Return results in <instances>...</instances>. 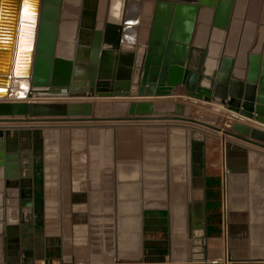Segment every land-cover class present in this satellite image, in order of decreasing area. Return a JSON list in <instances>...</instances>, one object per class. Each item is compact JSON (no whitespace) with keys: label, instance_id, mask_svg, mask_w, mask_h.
Instances as JSON below:
<instances>
[{"label":"water","instance_id":"water-1","mask_svg":"<svg viewBox=\"0 0 264 264\" xmlns=\"http://www.w3.org/2000/svg\"><path fill=\"white\" fill-rule=\"evenodd\" d=\"M24 1L37 21L28 100L14 101L6 84L17 64L14 34L21 29ZM261 1L0 0V93L9 90L0 94V123L189 121L191 108L183 103H116L108 109L122 118L107 119L92 117L94 105L82 102L171 98L183 86L185 94L176 97L215 104L231 119L264 126ZM60 97L69 102L53 100ZM227 127L216 130L264 149L263 131L240 123ZM35 128L0 129V222L6 199H27L22 207H33L32 184L20 180L33 176ZM203 195L196 190L193 196L201 201Z\"/></svg>","mask_w":264,"mask_h":264},{"label":"crops","instance_id":"crops-1","mask_svg":"<svg viewBox=\"0 0 264 264\" xmlns=\"http://www.w3.org/2000/svg\"><path fill=\"white\" fill-rule=\"evenodd\" d=\"M263 7L264 0L258 19ZM183 94L184 87L178 86L171 98ZM167 99L109 100L156 105ZM96 100L82 101L94 105L92 117L114 118L96 112ZM222 112L227 130V124L240 123L264 132L262 125ZM136 123L112 124L120 127L102 146L98 137L103 140L108 133L93 132L85 141L75 133L81 151L73 152L68 140L64 151H48L62 139L61 131L47 136L43 130L32 179L20 183L44 191V206L36 212L22 207L27 199L5 200L0 264H264V149L221 134L187 149V136L177 134L168 141L167 156L157 122ZM112 125L99 126L105 131ZM147 125L154 128L132 129ZM27 127L0 123L1 130L11 132ZM38 130H32V147ZM223 154L229 170L226 236L220 214ZM9 182L18 186V181ZM196 190L204 193L201 201L193 196ZM47 192L52 202L45 200ZM70 192L81 193L80 209L70 207Z\"/></svg>","mask_w":264,"mask_h":264},{"label":"rangeland","instance_id":"rangeland-1","mask_svg":"<svg viewBox=\"0 0 264 264\" xmlns=\"http://www.w3.org/2000/svg\"><path fill=\"white\" fill-rule=\"evenodd\" d=\"M178 93V92H177ZM182 93V92H181ZM179 93V94H181ZM184 95V94H183ZM181 96V95H180ZM176 97V96H175ZM186 99V102H181L183 101V99L181 98H170L167 100H160V101H166V102H171V101H175V102H180L183 103L187 106H189L191 108L190 111V116L188 117L189 121H153V122H157L155 124H158V128H161L162 132H163V139L166 140L164 143L166 144V155L168 156L170 149H169V144L168 141L170 140L172 135H176L177 134H185L187 136V141H188V147L190 146V143L192 142H209L211 140H213V136L216 134H221L224 137H228L226 135H224L221 131H217L218 130H222V131H226L227 128H224V125H226V121L227 119L225 118V116L223 115L224 113L222 112V107H219L215 104H210V103H205L202 100L199 99ZM57 101H64V102H69L68 100H57ZM83 101V100H82ZM95 102V109L96 112H98L101 115H107V116H111L115 118H121L122 116H115V115H111L110 114V110L108 108L111 107V105L119 103V104H123V101L120 100H109V99H99L94 101ZM100 105H105V107L107 108L106 110H100L99 106ZM225 109V108H223ZM231 113V112H230ZM232 114V113H231ZM112 125V124H116V125H120V124H138L134 121L132 122H96V123H71V122H50V123H38V124H24L26 126L29 127H36L35 129L39 128L38 132H39V137L42 140V132L47 131L46 134L48 136L49 131L50 132H57V131H61V138L60 141L53 143L52 146H50V148L46 147V149L48 151H54V152H61L64 151L65 148V142L68 140L69 141V150L70 151H75V150H79L81 151V143L77 142V137L75 135V133H78V138L82 135L84 141L86 140L87 136L89 134H92L94 132V134H100V132L103 133H112L111 130H115L117 128H119L120 126H115L112 125L111 127H106L107 129L104 131V127L99 126V125ZM145 124V123H143ZM147 124V123H146ZM154 124V123H152ZM205 124V125H204ZM206 126H209V128H207ZM154 128V126H134L132 127V129H144V128ZM77 131V132H76ZM86 132V133H84ZM90 137V136H88ZM108 139V138H107ZM49 141V138L48 140ZM98 141L100 142L99 145L102 146V142L104 141V139L102 140L101 138L99 139L98 137ZM106 142V141H105ZM85 143V142H84ZM225 150H228V144L225 143ZM43 150V147H42ZM41 150V151H42ZM84 151V150H82ZM221 151H222V147H221ZM47 196H46V201L48 203V201L52 202V197H49V193L47 192ZM51 196V195H50ZM50 198V199H49Z\"/></svg>","mask_w":264,"mask_h":264},{"label":"bare ground","instance_id":"bare-ground-1","mask_svg":"<svg viewBox=\"0 0 264 264\" xmlns=\"http://www.w3.org/2000/svg\"><path fill=\"white\" fill-rule=\"evenodd\" d=\"M24 2L25 4H23V6L25 8L23 9L22 18L20 17L21 29L20 31L19 29H17L14 34V45L16 44L19 51L18 59L16 62L17 64L16 66L14 65L15 69H13V73L10 74L11 78L7 81L6 84L7 88L12 89V95L10 98H8V100H16V101L17 99H22V100L24 99V101L28 100V97H26L25 94L29 90V82L26 78L30 72L29 71L30 70L29 60L31 54L30 51L33 48V44L35 40L34 28L36 27V21H37L36 14L33 12L32 7L26 1ZM0 20H1V16H0ZM29 23H34V25H30ZM8 92L9 90H7L6 93L2 92L0 94L1 95L3 94V96H5L8 94ZM53 100H65V98L60 97V99H53ZM110 136L111 133L109 132L108 135L105 137L104 141H106L107 138L109 139Z\"/></svg>","mask_w":264,"mask_h":264},{"label":"flooded vegetation","instance_id":"flooded-vegetation-1","mask_svg":"<svg viewBox=\"0 0 264 264\" xmlns=\"http://www.w3.org/2000/svg\"><path fill=\"white\" fill-rule=\"evenodd\" d=\"M36 138H34L33 147H32V155L35 160V158L40 155L42 152V140L39 137V135H35ZM192 143H196L195 141ZM85 146V144H84ZM86 148H82V150H85ZM35 166V165H34ZM166 197L169 195V191L165 190L162 192ZM44 191L42 190H33V207L36 212L42 210L44 206ZM70 207L72 209H80V205L83 202V197L81 196L80 192H70ZM168 214V213H167Z\"/></svg>","mask_w":264,"mask_h":264},{"label":"built area","instance_id":"built-area-1","mask_svg":"<svg viewBox=\"0 0 264 264\" xmlns=\"http://www.w3.org/2000/svg\"><path fill=\"white\" fill-rule=\"evenodd\" d=\"M29 91L25 94L28 95ZM22 99H17V101H20ZM24 100V99H23ZM16 101V100H14ZM223 152H224V146H223ZM226 159L224 158L223 154V160L222 165L220 169V214L222 219V227L226 236V214H227V199H228V193H227V176L229 174L228 167L226 165Z\"/></svg>","mask_w":264,"mask_h":264},{"label":"trees","instance_id":"trees-1","mask_svg":"<svg viewBox=\"0 0 264 264\" xmlns=\"http://www.w3.org/2000/svg\"><path fill=\"white\" fill-rule=\"evenodd\" d=\"M36 135H38V134H36Z\"/></svg>","mask_w":264,"mask_h":264}]
</instances>
